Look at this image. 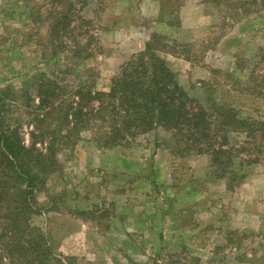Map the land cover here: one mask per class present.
Here are the masks:
<instances>
[{"label": "rangeland", "instance_id": "374dc122", "mask_svg": "<svg viewBox=\"0 0 264 264\" xmlns=\"http://www.w3.org/2000/svg\"><path fill=\"white\" fill-rule=\"evenodd\" d=\"M188 1L197 0L78 3L95 34L93 54L78 70L94 68L96 88L106 90L120 65L157 33L190 45L184 52L193 59L180 54V60L169 61L186 89L203 80L221 83L210 69L233 71L244 81L254 54L264 49V4L211 1L192 11L210 17L180 30L178 12ZM62 4L0 0V89H17L39 71L53 70L43 55L51 51L50 19L34 21L30 10L39 8L44 17ZM237 55L246 58L244 68L235 66ZM28 129L22 125L26 141ZM168 138L157 129L127 146L102 149L83 131L73 148L60 151L61 169L36 194L39 211L30 223L45 234L61 264H264V162L244 164V176L228 187L225 178L210 176L208 156L173 155L163 145ZM234 167L239 169L238 160ZM11 260L2 256L0 264Z\"/></svg>", "mask_w": 264, "mask_h": 264}, {"label": "trees", "instance_id": "16d2710c", "mask_svg": "<svg viewBox=\"0 0 264 264\" xmlns=\"http://www.w3.org/2000/svg\"><path fill=\"white\" fill-rule=\"evenodd\" d=\"M62 1L60 9L47 10L44 17L39 8L30 10L34 21L50 19L51 51L43 55L45 63L53 61V70L39 71L17 89H0V257L16 256L21 260L17 264H61L30 219L39 211L36 194L61 169L58 154L73 148L83 131L99 148L111 149L162 130L169 138L161 142L173 155L208 156L210 176L225 178L228 187L244 176V164L264 162V49L254 54L244 81L233 71L210 69L211 78L221 83L203 80L186 89L163 55L184 53L193 59L184 52L190 45L174 41L170 46L166 36L153 33L101 90L95 86L94 68L78 70L92 56L95 40L91 20L81 15L82 5L76 7L83 0ZM255 2L264 4L250 0L242 6ZM245 60L237 55L235 66L244 68ZM22 125L29 126L27 141Z\"/></svg>", "mask_w": 264, "mask_h": 264}, {"label": "crops", "instance_id": "0c3cea01", "mask_svg": "<svg viewBox=\"0 0 264 264\" xmlns=\"http://www.w3.org/2000/svg\"><path fill=\"white\" fill-rule=\"evenodd\" d=\"M211 4V0H197V1H188L187 3H183L180 6L179 12H178V26L179 24L181 25V27L179 28L180 30H190L191 28L195 27L197 25V23L199 21H202L204 19H206V17H210V13L209 12H205L202 13L201 17H198L197 15L193 14L192 11L194 10V7H199L202 9V5H210ZM175 39V38H174ZM169 42H176V40L170 39L168 38ZM189 45V44H188ZM145 46V44H144ZM144 49V47L142 48ZM141 49V50H142ZM140 50V51H141ZM180 55V54H179ZM177 54H171V53H167L165 60L169 66V68H171L172 70V66L170 65L171 60H180L177 56H179ZM183 59H185L183 56V54H181ZM187 60V59H185ZM173 71V70H172Z\"/></svg>", "mask_w": 264, "mask_h": 264}]
</instances>
